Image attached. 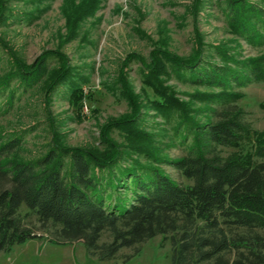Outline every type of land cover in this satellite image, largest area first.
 I'll use <instances>...</instances> for the list:
<instances>
[{
	"label": "trees",
	"instance_id": "16d2710c",
	"mask_svg": "<svg viewBox=\"0 0 264 264\" xmlns=\"http://www.w3.org/2000/svg\"><path fill=\"white\" fill-rule=\"evenodd\" d=\"M102 1L67 0L64 42L78 37ZM9 2L0 0V27L36 17ZM207 2L194 0L188 9L197 17ZM219 5L238 37L264 45V5L252 0ZM196 34L188 56L167 47L154 48L149 59L128 54L118 84L129 110L101 125L98 144L70 146L54 131L43 152L24 158L20 151L37 125L0 129V253L39 237L30 224L35 217L53 230L51 241H81L100 261L118 258L124 248L138 252L143 242L161 235L171 243L172 264H264V129L254 128L237 103L243 97L238 89L264 80V53L242 57L217 45L216 60ZM0 46L9 50L1 37ZM9 56L10 67L0 75V116L37 87L44 85L50 102L68 85V99L84 118L85 88L64 53L46 50L32 63L13 51ZM134 59L141 63L144 98L126 75ZM173 78L208 89L183 99L169 82ZM260 107L264 111V102ZM169 129L170 140H162ZM172 146H181L184 154L171 157L166 147ZM165 165L190 183L175 179Z\"/></svg>",
	"mask_w": 264,
	"mask_h": 264
},
{
	"label": "rangeland",
	"instance_id": "374dc122",
	"mask_svg": "<svg viewBox=\"0 0 264 264\" xmlns=\"http://www.w3.org/2000/svg\"><path fill=\"white\" fill-rule=\"evenodd\" d=\"M193 1L103 0L97 12L85 19L78 37L64 42L68 36L64 15L67 0H10L16 11L37 12V15L31 21L24 19L0 27V37L9 46V50L0 46V75L10 67V51L32 63L43 51L60 50L77 69L76 77L86 93L83 119L77 116L78 112L68 99V85L61 86L50 102L45 99L44 85L37 87L14 110L0 116V129L4 131L37 125L28 135L20 155L24 158L39 155L51 143L54 131L70 146L98 144L101 125L129 110L128 102L120 94L118 77L122 63L130 53L149 59L154 48L167 47L181 56H188L197 45V31L206 44L205 51L216 60L219 55L212 47L217 45L228 46L242 57L264 53V45H252L231 30L219 0H208L197 17L188 9ZM252 1L264 5V0ZM38 7L43 11L40 12ZM52 63L55 67L59 65L57 61ZM141 68V63L134 59L125 71L134 91L144 98ZM82 75L88 79L84 80ZM169 82L183 99L189 98L187 93L208 89L176 78ZM238 90L243 97L237 103L245 110L246 120L254 128L263 130L264 111L260 104L264 102V80ZM148 93L152 95L150 89ZM198 106L202 107L200 103ZM154 122L149 118L147 125L153 127ZM168 133V137L160 138L169 141L172 131L169 129ZM114 136L121 141L117 133ZM166 152L171 157H178L184 154V149L172 146L166 147ZM164 167L178 181L190 183L173 167ZM28 211L24 206L23 213ZM30 220L39 237L1 252L0 264H172L171 243L164 242L161 235L143 242L138 252L124 248L118 258L100 261L90 256L83 242H53L51 239L56 236L52 229L48 230L35 217Z\"/></svg>",
	"mask_w": 264,
	"mask_h": 264
}]
</instances>
